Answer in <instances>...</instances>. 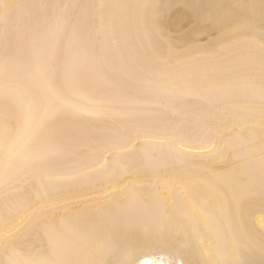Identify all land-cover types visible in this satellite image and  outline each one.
I'll list each match as a JSON object with an SVG mask.
<instances>
[{"label":"snow or ice","instance_id":"1","mask_svg":"<svg viewBox=\"0 0 264 264\" xmlns=\"http://www.w3.org/2000/svg\"><path fill=\"white\" fill-rule=\"evenodd\" d=\"M10 7L9 0H0V72L7 75L19 67L26 51V74L34 98L19 111L10 104L6 89L0 98V187L17 178L14 161L23 156L39 182L35 202L55 201L53 186L41 178L61 166L60 157L74 151L81 164L99 165L105 176L102 187L112 188V193H106L96 209L99 222L70 212L57 216L59 209L54 205L37 213L25 233L17 236L6 230L0 235L5 252L23 244L37 255L20 261L13 251L0 264H264V230L259 233L258 252L251 243L255 231L251 205L257 193L264 229V42L258 82L248 74L257 62L244 58L237 45L229 43L256 31L264 37V0L259 4L248 0L217 3L207 6L212 9L207 14L205 6L189 5L221 32L213 40L202 38L194 51L203 52L205 59L191 72L185 67L193 49L185 50L176 42L191 30L188 22L171 18V0L134 5H28V9L45 13L58 10V30L70 35L63 48H50L39 41L38 16L18 17L10 25ZM110 8L142 10L134 57L119 55L118 42L102 39L103 26L90 28L87 23L93 10ZM101 90L149 97L139 107L151 111H130L123 114L126 122L108 123L107 102L95 98ZM241 95L259 99L262 156L258 177L246 165L234 162L228 151L231 145L217 147L222 134L208 123L214 109ZM193 96L200 101L194 130L177 108ZM169 110L176 119L169 118ZM193 150L201 153L199 159L191 155ZM113 153L117 156L109 164L106 156ZM161 175L174 179L160 181L157 192L161 184L175 185L184 199L169 206L157 195L155 211L149 214L145 211L148 202L130 195L135 191L132 185L138 181L151 184L153 177ZM189 203L198 211L190 210ZM202 223L208 226L209 241L202 236ZM85 240L96 245L86 260L69 259L59 251H75ZM146 253L167 259L144 260Z\"/></svg>","mask_w":264,"mask_h":264},{"label":"bare ground","instance_id":"2","mask_svg":"<svg viewBox=\"0 0 264 264\" xmlns=\"http://www.w3.org/2000/svg\"><path fill=\"white\" fill-rule=\"evenodd\" d=\"M93 3V4H143L152 2V0H9L11 7L8 9L7 15L10 25L17 22L18 17L28 18L38 16L40 19L41 34L39 41L48 47H66L70 40V35L58 30V10L28 9V5L33 4H56V3ZM234 0H171L173 7L169 10V15L177 22L185 21L187 28L191 31L187 35L179 36L177 43L182 45L185 50L193 49L192 56L186 58V71H195L200 62L205 59L203 52L194 51L196 46L203 43L202 38L213 40L221 35L217 31V26L206 24L205 20L197 16V12L189 5L205 6L203 11L205 14L210 13L212 9L207 6L217 3H230ZM248 2L259 4V0H248ZM139 9L128 8H110L102 12L93 10L88 18L90 28H98L103 26L102 39H106L109 43L116 41L119 43V55L127 58L136 55V46L139 42L141 26L138 23L141 15ZM264 37L256 31L249 34H243L236 37L230 44L237 45V51L244 58H252L257 63L253 67H249L248 74L258 82V60L261 54V43ZM27 52H22L19 67L14 68L5 75L0 72V98H2L5 89L7 90L10 104L21 110L23 105L33 99V86L26 74ZM95 98L104 100L108 104V115L106 121L108 123L126 122L124 113L130 111L148 112L151 109L139 107L149 101V97L136 96L129 92L116 93L109 90H101L95 94ZM200 106L194 96L189 97L184 104H178L177 108L181 109L187 116V124L190 129H195V113ZM163 111V110H162ZM259 99L246 98L238 96L231 102L220 104L218 109L213 110V115L208 119V123L213 129H219L221 136L217 138V147L225 148L231 145L229 152L233 155V160L237 164H243L249 167L255 175L259 176L261 165V135L259 118ZM234 112H242L243 116L230 115ZM253 113L249 115L248 113ZM169 118L176 119L169 110ZM211 147V145H209ZM123 157V154H119ZM191 155L198 159L201 156L196 150ZM228 152L225 153L227 158ZM117 154H108L106 156L109 164L113 162ZM239 157V159H237ZM60 167L48 175L41 178L45 184H51L56 193L55 201L41 205L36 203L39 197L35 188H39V182L33 176V170L27 167V161L23 156L14 161L17 178L13 179L6 187H0V235L5 234L6 230L13 231L17 236L25 233L29 224L32 223L37 213L48 211L54 205L58 207L57 216L65 215L66 212L72 214H80L87 221L95 223L99 222L101 217L96 209L106 199V193H112V188L106 185L102 187L105 176L101 174L99 165L93 164L85 166L80 163L79 155L70 151L65 156L60 157ZM104 161H100L103 164ZM168 172L172 171L171 165L167 168ZM172 176L161 175L153 177L152 183L148 184L138 181L134 185L135 191L130 195L136 197L139 201L148 202L145 209L151 214L155 211L158 201L155 197L158 195L160 200H166L169 206L176 200H183L184 193L175 185H160L157 192L156 186L160 181L172 180ZM126 184L129 181H125ZM35 186V187H34ZM42 191V190H41ZM114 198V197H113ZM252 210L255 213V231L251 243L258 252L261 237L259 235L262 229L260 200L258 193L252 198ZM189 209H193L189 203ZM202 236L205 241L211 239L208 226L202 223ZM96 245L94 241L85 240L78 249L65 253L61 248L59 251L62 255H66L69 259L86 260L95 251ZM15 252V259L23 261L34 258L37 253L31 250V246L23 244H15L5 252L0 247V259L5 261L9 258L10 252ZM227 250H225L226 252ZM144 260L167 259V257L157 256L152 253H146Z\"/></svg>","mask_w":264,"mask_h":264}]
</instances>
